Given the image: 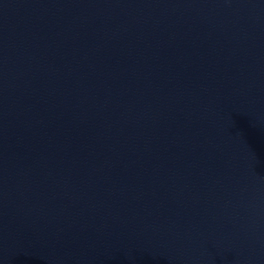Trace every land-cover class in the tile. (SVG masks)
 I'll return each mask as SVG.
<instances>
[{
  "label": "water",
  "instance_id": "water-1",
  "mask_svg": "<svg viewBox=\"0 0 264 264\" xmlns=\"http://www.w3.org/2000/svg\"><path fill=\"white\" fill-rule=\"evenodd\" d=\"M0 264H264V0H0Z\"/></svg>",
  "mask_w": 264,
  "mask_h": 264
}]
</instances>
